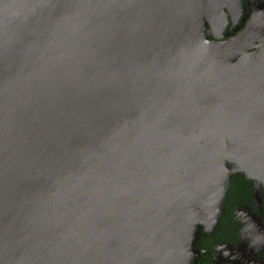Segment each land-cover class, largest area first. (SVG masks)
Instances as JSON below:
<instances>
[{
    "label": "water",
    "instance_id": "1",
    "mask_svg": "<svg viewBox=\"0 0 264 264\" xmlns=\"http://www.w3.org/2000/svg\"><path fill=\"white\" fill-rule=\"evenodd\" d=\"M223 3L0 0V264H195L231 176L259 197L264 43Z\"/></svg>",
    "mask_w": 264,
    "mask_h": 264
},
{
    "label": "flooded vegetation",
    "instance_id": "2",
    "mask_svg": "<svg viewBox=\"0 0 264 264\" xmlns=\"http://www.w3.org/2000/svg\"><path fill=\"white\" fill-rule=\"evenodd\" d=\"M216 1L219 0H214ZM223 1L219 11L225 18L221 37L225 39L242 31L248 33V36H256L252 42V50L262 46L264 0ZM248 180L252 188L251 200L242 205H235L231 216L225 222L224 228L229 239L217 243L213 250H201L203 256H207L213 264H264V184L259 183V197L255 198L256 183L252 179Z\"/></svg>",
    "mask_w": 264,
    "mask_h": 264
},
{
    "label": "trees",
    "instance_id": "3",
    "mask_svg": "<svg viewBox=\"0 0 264 264\" xmlns=\"http://www.w3.org/2000/svg\"><path fill=\"white\" fill-rule=\"evenodd\" d=\"M252 188L251 182L241 172L234 173L230 178L229 189L225 197L223 212L220 222L218 223L215 231L212 234H199L197 240V247L200 249L213 250L217 243L226 241L229 239L225 230V222L231 216L235 205H242L248 203L251 200ZM198 256L195 264H213L207 257Z\"/></svg>",
    "mask_w": 264,
    "mask_h": 264
}]
</instances>
